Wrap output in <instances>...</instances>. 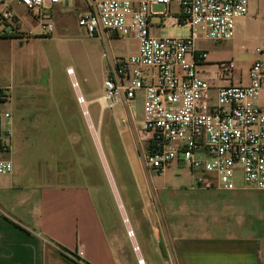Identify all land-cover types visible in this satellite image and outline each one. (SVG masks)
Instances as JSON below:
<instances>
[{
	"label": "crops",
	"instance_id": "0c3cea01",
	"mask_svg": "<svg viewBox=\"0 0 264 264\" xmlns=\"http://www.w3.org/2000/svg\"><path fill=\"white\" fill-rule=\"evenodd\" d=\"M10 6L23 12L14 1ZM62 6L77 10V15L88 9L87 0L57 3L51 9ZM178 16L164 15L161 23L150 18V33L159 35L152 30L167 20L179 21ZM3 38L20 46L44 36ZM194 47L205 52L197 69L210 83L213 101L215 86L227 81L217 75V58L195 39ZM260 58L264 61V51ZM248 64L235 63L232 82L247 81ZM0 88L7 94L0 102V128L1 113L8 111L11 129L9 148L0 151V158L12 163L9 173L0 174V264H124L117 233L105 226L92 188L77 173L74 136L82 128L69 124L75 115L67 112L66 101L55 102L38 85L20 80L1 82ZM80 89L78 85L83 96ZM93 97L83 96L85 102ZM70 98L77 102L75 95ZM258 102L264 104V87ZM147 173L133 200L138 218L130 215L136 231L141 220L148 225V238H140L144 255L150 246L157 264H264L263 190L244 184L239 176L232 189L202 187L195 172L180 161L157 175Z\"/></svg>",
	"mask_w": 264,
	"mask_h": 264
},
{
	"label": "built area",
	"instance_id": "2783aa9c",
	"mask_svg": "<svg viewBox=\"0 0 264 264\" xmlns=\"http://www.w3.org/2000/svg\"><path fill=\"white\" fill-rule=\"evenodd\" d=\"M11 1L23 12H15ZM73 0H0V37L26 40L51 33V7ZM88 9L77 15V24L90 36L100 31L111 36L132 37L133 53L112 58L101 82L102 108L119 111L118 122H134L136 100L141 116L136 132L146 141L141 163L160 173L172 161H180L195 172L202 187L232 189L239 176L244 184L264 191V104L258 102L264 87V61L252 59L245 83L232 82L233 59L215 62L217 75L227 82L215 86L210 101V83L200 77L197 65L205 52L194 47V39L225 40L234 35V23L247 13L246 0H87ZM154 4L163 10L152 11ZM171 4L179 8V21L189 27L187 36L150 33V16L161 23ZM254 48V52H260ZM70 74L75 99L85 100ZM7 99L0 88V102ZM87 113L86 108L81 111ZM0 151L10 145V113L2 111ZM12 163L0 158V174L9 173ZM125 217L123 221L125 222ZM132 235V229L127 228ZM138 246L133 245V250ZM142 258H138V262Z\"/></svg>",
	"mask_w": 264,
	"mask_h": 264
},
{
	"label": "rangeland",
	"instance_id": "374dc122",
	"mask_svg": "<svg viewBox=\"0 0 264 264\" xmlns=\"http://www.w3.org/2000/svg\"><path fill=\"white\" fill-rule=\"evenodd\" d=\"M246 3L247 16L236 21L232 39L196 37L195 44L205 47L212 58H231L238 65L260 58L264 51V0H246ZM151 10L162 11L163 6L154 4ZM76 12L69 6L51 9L53 29L42 39L25 44L21 42L19 46L17 40L0 37V83L11 79L36 84L46 94L52 95L55 102L62 104L63 99L66 101L67 112L75 115L69 124L76 129L82 128V132L74 136L77 173L92 188L105 226L117 233L116 244L126 258L124 264H157L151 247L148 246L144 255L140 243V238H148V225L141 220L136 231V221L130 217L138 218L135 213L138 203L133 200L140 190L143 176L147 171L152 175L159 174L147 170L141 163V153L147 144L136 132L141 100H136L134 122L121 124L117 120L119 111L102 108L100 99L101 82L113 56L133 53L136 41L129 36H111L104 31L90 36L77 24ZM178 13L176 5L165 11V15L171 18ZM154 16L150 18L157 20ZM162 26L152 31L159 36L189 34V27L182 20H167ZM254 48L261 51L254 52ZM66 65L73 68L67 67L72 69L71 76L77 80L84 98L94 96L92 101L85 102V105L71 101L75 90L70 86V74L64 71ZM83 108L87 113L81 112ZM150 198L153 199L152 194ZM125 217L127 220L124 222ZM127 228L132 229V235L127 234ZM133 245L138 249L133 250ZM140 252L144 258L139 256ZM138 258L143 261L138 263Z\"/></svg>",
	"mask_w": 264,
	"mask_h": 264
},
{
	"label": "bare ground",
	"instance_id": "6f19581e",
	"mask_svg": "<svg viewBox=\"0 0 264 264\" xmlns=\"http://www.w3.org/2000/svg\"><path fill=\"white\" fill-rule=\"evenodd\" d=\"M72 71V70H71ZM85 104V102L82 104V105H84ZM142 261H143V259H142ZM142 261H140V262H142ZM140 262H138V263H140Z\"/></svg>",
	"mask_w": 264,
	"mask_h": 264
},
{
	"label": "trees",
	"instance_id": "16d2710c",
	"mask_svg": "<svg viewBox=\"0 0 264 264\" xmlns=\"http://www.w3.org/2000/svg\"><path fill=\"white\" fill-rule=\"evenodd\" d=\"M178 19H179V16H178Z\"/></svg>",
	"mask_w": 264,
	"mask_h": 264
}]
</instances>
